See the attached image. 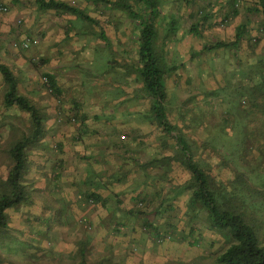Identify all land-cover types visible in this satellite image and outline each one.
Here are the masks:
<instances>
[{
    "label": "rangeland",
    "instance_id": "obj_1",
    "mask_svg": "<svg viewBox=\"0 0 264 264\" xmlns=\"http://www.w3.org/2000/svg\"><path fill=\"white\" fill-rule=\"evenodd\" d=\"M58 1L94 21L40 10L35 0H0V63L45 118L43 137L28 152L23 182L30 200L6 210L0 264H216L227 240L208 227L205 210L189 206V192L181 189L190 173L176 159L173 137L153 120L133 68L138 64L136 23L114 5L118 0ZM256 2L160 0L156 48L165 65L175 68L166 76L169 121L215 188L231 195L233 204L236 199L245 204L264 244V92L255 89L264 79V20L250 10ZM168 17L178 25L166 37ZM240 24L246 29L237 46L211 48L218 41L232 42ZM32 38L37 43L26 50L13 45ZM46 74L54 76L56 90ZM5 88L0 74V179L10 169L9 147L30 126L28 113L4 105ZM63 151L66 161L57 156ZM125 163L127 170L110 172ZM69 169L100 173L99 189L120 181L132 189L127 216L108 240L109 224L97 228L89 215L100 204L89 201L95 192L71 188L78 184L75 175H65ZM119 195L111 192L100 200L111 197L105 204L114 207L123 203ZM75 197L83 205H68L69 220L61 199ZM145 220L164 233L161 241L147 237L156 232ZM85 233L87 239L79 240Z\"/></svg>",
    "mask_w": 264,
    "mask_h": 264
},
{
    "label": "trees",
    "instance_id": "obj_2",
    "mask_svg": "<svg viewBox=\"0 0 264 264\" xmlns=\"http://www.w3.org/2000/svg\"><path fill=\"white\" fill-rule=\"evenodd\" d=\"M35 2L37 7L43 11L69 12L84 21H94L80 9L63 1L35 0ZM113 3L118 9L125 12L139 29L138 64L133 68L141 81L145 96L150 100L149 110L153 120L166 134L173 137L178 148L176 159L190 173L188 182L181 188L182 191L189 192L188 204L193 210H205L208 227L217 231L227 240L226 246L216 255L215 263L264 264V244L261 243L258 236L257 224L248 217L249 214L245 211V204L237 199L233 204L231 195L226 196L221 190L215 188L209 174L194 159V153L185 136L168 119L166 76L175 71V68L167 67L163 57L157 53L158 26H162L160 0H118ZM250 10L260 14L264 20V0H257ZM234 14H237V10H234ZM207 18L206 14L202 16L204 20ZM177 22V20L168 17L165 27L166 37L176 31ZM245 29V24H240L232 42L218 41L212 44L211 48L237 46L243 40ZM261 30L264 35V23ZM101 37L103 40H107L104 34H101ZM0 74L6 86L4 105L16 107L28 113L30 117L29 132L14 141L8 149V156L11 160L10 169L7 176L0 179V237H2L6 235L8 229L6 210L30 200L29 189L23 182L28 172V152L41 141L44 134L45 118L31 99L18 92L17 78L7 65L0 63ZM46 77L49 87L56 90L54 76L46 74ZM258 83L259 85L255 89L263 93L264 79ZM89 197L91 202L99 200V196L95 193H90ZM144 224L156 232L153 234L156 238L164 234L156 231L155 227L147 220L144 221ZM81 251L83 250L81 249Z\"/></svg>",
    "mask_w": 264,
    "mask_h": 264
},
{
    "label": "crops",
    "instance_id": "obj_3",
    "mask_svg": "<svg viewBox=\"0 0 264 264\" xmlns=\"http://www.w3.org/2000/svg\"><path fill=\"white\" fill-rule=\"evenodd\" d=\"M62 143H64V140H62ZM64 151H67L66 150V148L65 149H63ZM63 151V152H64ZM60 156V158L62 157L63 159H64V156H65V161L67 160V159H69V158H67L66 156H67V154L64 152V153H62V152H58V154H57V156ZM65 166H66V164H64ZM126 165V163L124 164V165H121V166H116V167H113L112 166V168H111V170H110V172L111 173H115V172H119L120 170H122L123 168H124V170H127V165ZM94 170V169H93ZM69 171H70V174H68V172L66 171L65 172V175H75V179H76V181L75 182H77V184L78 185H73L71 188H74V190L77 192V190H83L84 192H88V191H92V192H95V193H97L98 195H99V200L97 201L98 203H96L97 205L99 204V207H98V211H95V212H93V210H91V209H89L90 210V217H91V215H92V218H94L95 219V221H96V224H95V226H97V228H98V225H99V228L101 227V226H103V224L105 223V222H107L108 224H109V226L111 227V229L109 228V230H108V233H107V235H105V238H106V240H108L107 238H109L108 236H111V232L113 231V228H115L114 226H116L117 228H119V225H120V222H122V220L124 219L125 220V216H127L126 214H124L125 212H126V210L124 209V207H127L125 204L127 203V199H128V197H129V195H130V193H131V191H132V189H130V190H127L128 188L127 187H129V186H126V184H123L121 181L120 182H114V183H112L111 185H107V186H109V187H107V188H109V190H105V189H103V188H97L96 186L98 185V183H95L96 182V180H98L99 178H97V177H100V178H102L101 176H100V173H96V174H94L93 172H88V173H86L85 171H83V170H80V172L77 170V171H72L71 169H69ZM67 173V174H66ZM65 175H64V177H65ZM63 177V178H64ZM112 177V174H111V176H110V178ZM86 179L87 180H89V179H93V181H91V182H87L86 181ZM108 179V178H107ZM112 180V179H111ZM125 186V187H124ZM71 188L69 189V190H71ZM125 188H127V189H125ZM157 189H159L160 190V188L159 187H157ZM102 191H105L106 192V194H102L101 192ZM133 191H135V187H134V189H133ZM137 191L138 190H136V192L135 193H137ZM64 192L65 193H67L68 192V190H64ZM111 192L115 195V194H121V195H119L118 196V198L119 199H123V203H121V204H116L115 202H114V207H112V206H110V205H106L105 204V201L106 200H109V199H111V197H107V198H102L101 200H100V197L102 196V197H104V195H110L111 194ZM134 195V194H133ZM61 199V198H60ZM72 202H66L64 199H61V203L64 205V207L66 206V208H65V210H66V217L65 218H67V219H69V220H71V218H72V216L69 214V212H70V210H69V207H68V205H74V206H76L77 204L78 205H81L82 204V202H81V200L79 199V197L76 199V197L75 198H72V200H71ZM91 201V200H90ZM100 201H102V202H100ZM96 204H95V207H96ZM83 205V204H82ZM89 207V206H88ZM121 207V208H120ZM128 208V207H127ZM76 210H79V209H76V208H73V211L75 212ZM72 211V210H71ZM82 211V210H81ZM128 211V210H127ZM76 218H77V216H75ZM129 217V216H128ZM133 223L134 224H137V221L136 220H133ZM132 223V224H133ZM75 224L79 227L80 225L78 224V223H76L75 222ZM104 227H105V225H104ZM136 228L138 227V225H136L135 226ZM94 228H96V227H94ZM97 228H96V230H97ZM130 231H128V234H131V233H129ZM86 233H88V232H86ZM86 233L85 234H80L81 236L79 237V240H82V239H87L86 238ZM99 233H100V231H99ZM79 235V234H78ZM132 236L131 237H133V234H131ZM135 237V236H134ZM131 239H133V238H131ZM97 240H99V238H97ZM93 242H96V238H94L93 240H92ZM104 242V241H103ZM106 243V242H105Z\"/></svg>",
    "mask_w": 264,
    "mask_h": 264
},
{
    "label": "built area",
    "instance_id": "obj_4",
    "mask_svg": "<svg viewBox=\"0 0 264 264\" xmlns=\"http://www.w3.org/2000/svg\"><path fill=\"white\" fill-rule=\"evenodd\" d=\"M4 10L6 8H3ZM37 43V39H26L24 41H20V42H13V45L16 47L18 46L21 50H26L30 47H32V45L36 44ZM147 237L150 238L153 242H159L161 241V238H156L155 236L153 235H149L148 232H147Z\"/></svg>",
    "mask_w": 264,
    "mask_h": 264
}]
</instances>
